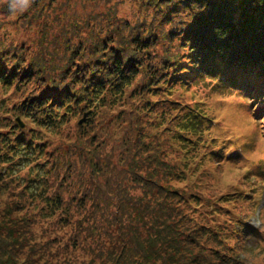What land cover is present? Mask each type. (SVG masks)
Masks as SVG:
<instances>
[{"label":"rangeland","instance_id":"1","mask_svg":"<svg viewBox=\"0 0 264 264\" xmlns=\"http://www.w3.org/2000/svg\"><path fill=\"white\" fill-rule=\"evenodd\" d=\"M5 2L0 0V39L8 38L3 40V46L25 41L30 43L31 53L38 49L32 37H40L42 24L52 29L51 21L64 13L68 18L63 23H76V31L84 41H88L96 21L102 22L106 16L116 15L121 24L124 19L147 24L152 17L141 0H40L38 8H30L32 0H10L16 7L11 12L1 11ZM17 15L22 19L16 22ZM64 36H69L66 43L80 46L75 37ZM162 48L158 44L151 49L163 54ZM141 79L142 74L137 75L121 97L96 107L92 116L76 112L57 133H43L49 147L39 159L44 160L42 169H50L44 181L33 184L38 189L44 185L49 195L59 197L67 214L63 210L45 213L43 202L24 191L26 182L34 178L35 168L23 167L13 179H2L0 232L6 233V228L15 232L20 244L19 262L29 255L35 264H136L139 253L159 251L157 239L153 240L155 237L148 234L145 225L135 235L121 228L114 232L117 222V227L128 222L121 214L113 217V183L122 177L123 170H128L123 157L134 151L137 163L145 160L143 176L154 177L153 183L146 182L159 187L155 206L160 212L168 202L177 204L172 190L176 189L177 195L183 193L176 208V217L182 216L170 242L178 260H193L197 254L208 256L210 248L216 247L206 236L197 237L198 232L205 233L200 228L207 227L226 234L225 253L243 264H264V113L252 116L254 103L249 104V96L246 100L242 91H231L221 83L214 85L199 78L186 87L174 86L167 99H179V105L171 109L173 103H163L170 114L161 121L156 111L149 113L145 109L143 95L131 91ZM27 86L28 92L31 85ZM21 93L13 87H0V115L3 107L9 108L27 94ZM192 107L205 116L196 114V149H187L173 137L174 118ZM17 118L26 128V120L19 114L13 120ZM136 144L144 146L137 152ZM144 149L148 152H142ZM125 160L137 165L127 157ZM192 197L199 198L198 205L188 201ZM160 220L164 226L165 221ZM231 220H247L249 225H232ZM231 229L244 231L236 237Z\"/></svg>","mask_w":264,"mask_h":264},{"label":"trees","instance_id":"2","mask_svg":"<svg viewBox=\"0 0 264 264\" xmlns=\"http://www.w3.org/2000/svg\"><path fill=\"white\" fill-rule=\"evenodd\" d=\"M39 1L32 0L30 8H38ZM141 1L152 14L151 22L124 19L121 24L116 15L114 18L106 16L104 21H96L89 31L88 41L78 35L76 23L72 26L63 23L68 18L67 13L51 21L52 29L46 28L47 23L42 24L43 30L38 31L40 37H32L38 46L33 53L28 50L30 43L21 41L10 47L3 46V40L8 38L0 39V87H13V90H22L21 94L27 93L9 108L3 107L0 115V186L3 178L13 179L17 170L35 168L33 180L27 181L23 188L43 202L45 213L63 210L67 214L68 209L59 197L49 195L44 185L38 189L33 184L44 181V174L50 169H42L44 160L39 159L49 147L43 133H57L76 112L92 116L96 107H104L121 97L139 74H142L141 82L131 91L142 94L144 104H147L145 109L149 113L156 111L161 121L170 114L163 108V103H173L171 109L179 105V99H167L174 86L186 87L199 78L214 85L221 83L231 91H242V97L246 99L248 95L249 104L254 103L252 116L256 118L260 112L264 113V0ZM11 4L6 0L1 11H14L16 7ZM21 19L16 16V22ZM55 26L58 27L56 30ZM64 34L75 37L80 46L66 43L69 36ZM158 44L164 48L163 54L151 49ZM28 84L31 89L27 92ZM150 97L155 100L151 101ZM18 114L26 120V128H20L13 120ZM196 114L205 116L192 107L191 111L177 113L174 118L173 137L188 146L187 149L190 146L196 149V131H199ZM141 146L136 144L137 152ZM142 152H148V149ZM126 157L134 164L137 161L134 151L123 157L128 170H123L118 181L116 178L112 195L116 199L113 217L121 214L128 224L119 223L117 227V222L114 232L121 228L127 234L135 235L145 225L148 234L155 237L153 240L157 239L161 248L139 253L136 264H243L242 260L225 253L226 234L205 226L200 228L205 233L198 232L197 237L206 236L216 247L210 248L208 256L197 254L193 260H178L175 257L177 251L172 249L170 242L182 216L176 217V208L183 193L177 195V190H172L175 191L172 196L178 198L177 204L168 202L160 212L155 206L159 187L155 186L156 189L148 183L154 182L153 175L143 176L145 160L132 166ZM188 201L196 202V205L200 202L197 197ZM160 218L165 221L164 226ZM231 221L232 225H249L247 220ZM6 231L0 232V264H35L29 255L19 262L20 244L15 232L11 228ZM242 231L244 229H231L236 237H240ZM193 238L196 242V232Z\"/></svg>","mask_w":264,"mask_h":264},{"label":"water","instance_id":"3","mask_svg":"<svg viewBox=\"0 0 264 264\" xmlns=\"http://www.w3.org/2000/svg\"><path fill=\"white\" fill-rule=\"evenodd\" d=\"M86 114V113H85ZM15 121L17 122V124L20 126V127H24V124L19 120V118L15 119Z\"/></svg>","mask_w":264,"mask_h":264}]
</instances>
